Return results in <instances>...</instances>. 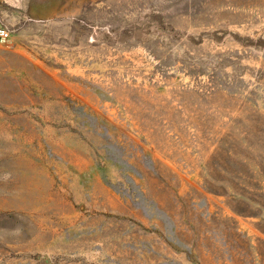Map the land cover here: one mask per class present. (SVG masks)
<instances>
[{"label":"rangeland","instance_id":"1","mask_svg":"<svg viewBox=\"0 0 264 264\" xmlns=\"http://www.w3.org/2000/svg\"><path fill=\"white\" fill-rule=\"evenodd\" d=\"M0 23V264H264V0Z\"/></svg>","mask_w":264,"mask_h":264},{"label":"built area","instance_id":"2","mask_svg":"<svg viewBox=\"0 0 264 264\" xmlns=\"http://www.w3.org/2000/svg\"><path fill=\"white\" fill-rule=\"evenodd\" d=\"M11 37L10 30L0 23V40L6 41Z\"/></svg>","mask_w":264,"mask_h":264}]
</instances>
